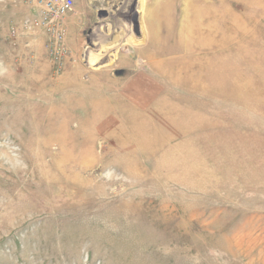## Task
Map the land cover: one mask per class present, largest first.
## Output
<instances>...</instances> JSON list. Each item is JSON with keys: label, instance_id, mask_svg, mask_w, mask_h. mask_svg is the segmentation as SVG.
I'll use <instances>...</instances> for the list:
<instances>
[{"label": "rangeland", "instance_id": "374dc122", "mask_svg": "<svg viewBox=\"0 0 264 264\" xmlns=\"http://www.w3.org/2000/svg\"><path fill=\"white\" fill-rule=\"evenodd\" d=\"M62 25L59 62L0 0V264H264V0H74Z\"/></svg>", "mask_w": 264, "mask_h": 264}, {"label": "built area", "instance_id": "2783aa9c", "mask_svg": "<svg viewBox=\"0 0 264 264\" xmlns=\"http://www.w3.org/2000/svg\"><path fill=\"white\" fill-rule=\"evenodd\" d=\"M26 4L34 8L40 17L42 26L51 38V55L63 61L67 54L63 46L64 30L63 18L69 14L74 7V0H25ZM61 64V63H60Z\"/></svg>", "mask_w": 264, "mask_h": 264}, {"label": "bare ground", "instance_id": "6f19581e", "mask_svg": "<svg viewBox=\"0 0 264 264\" xmlns=\"http://www.w3.org/2000/svg\"><path fill=\"white\" fill-rule=\"evenodd\" d=\"M203 4V6H205L207 3H204V2H202ZM209 4V3H208ZM185 5V4H184ZM201 5V6H202ZM158 9V8H157ZM202 8H199V7H194V9L192 10V19L189 21V25H188V27L186 28V30L184 31V32H186V34L187 35H190V36H192L193 35V33L194 34H196L197 32H198V30L196 31V29H198V18L201 16L200 15V13L199 12H201L202 10H201ZM162 10V9H161ZM205 10H206V8H205ZM161 12V11H160ZM206 12V11H205ZM209 12V11H208ZM166 14V12L164 13V15ZM157 16V15H156ZM215 17H218L217 15H213L211 18H215ZM235 17H236V19H235V21H237L238 20V17L235 15ZM234 17V18H235ZM201 18V17H200ZM219 18V17H218ZM203 19V18H202ZM205 19V18H204ZM222 19L224 20L225 19V17H222ZM151 22V21H150ZM214 23H219V19H217ZM236 23V22H235ZM153 25V24H152ZM200 25V24H199ZM204 27V26H203ZM226 27V26H225ZM224 27V28H225ZM205 28H206V26H205ZM204 28V29H205ZM209 29V28H208ZM228 29V28H227ZM202 31V30H201ZM212 31L210 30V33H211ZM202 35V34H201ZM203 35H205V34H203ZM229 36V35H228ZM194 37V36H193ZM205 37H206V35H205ZM207 38H209V37H207ZM207 38H206V40H207ZM198 39H200V38H198ZM203 39H205V38H203ZM210 39V38H209ZM209 39H208V41H209ZM202 41V40H201ZM213 41H215V40H213ZM212 41V42H213ZM198 42V41H197ZM211 42V43H212ZM207 45V44H206ZM199 47V46H198ZM223 48V47H222Z\"/></svg>", "mask_w": 264, "mask_h": 264}]
</instances>
